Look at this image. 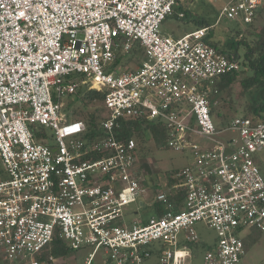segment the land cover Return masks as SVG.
Instances as JSON below:
<instances>
[{"label":"built area","instance_id":"obj_1","mask_svg":"<svg viewBox=\"0 0 264 264\" xmlns=\"http://www.w3.org/2000/svg\"><path fill=\"white\" fill-rule=\"evenodd\" d=\"M178 0H0V253L5 264L39 260L58 235L76 251L104 249L114 264H193L200 223L216 233L203 264H238L241 234L264 232V115L237 117L217 140L209 93L243 70L206 41L213 27L181 38L162 33ZM264 0H228L217 24L252 25ZM184 17V14H181ZM136 43L146 59L114 68ZM101 93L104 119L90 134L63 98ZM124 120L166 127L169 148L192 162L156 192L161 215L129 226L126 211L148 192L137 142L118 137ZM44 130L46 143L36 140ZM198 139V140H197ZM150 177V176H149ZM143 205V202L140 203ZM137 214V212H135Z\"/></svg>","mask_w":264,"mask_h":264},{"label":"rangeland","instance_id":"obj_2","mask_svg":"<svg viewBox=\"0 0 264 264\" xmlns=\"http://www.w3.org/2000/svg\"><path fill=\"white\" fill-rule=\"evenodd\" d=\"M228 0H190L191 7L187 13L189 17L188 21L190 26H195L199 21H207L208 24H215L217 17L227 3ZM182 22L181 19L169 18L167 19L163 26L167 28L174 29L179 23ZM264 30V12L254 20L252 25H242L239 23H231L227 20L220 21V23L214 27L211 32L210 39L213 42H218L221 40V45H218L223 50H229V47L224 42V39L229 41H238L242 36L248 37L250 32L254 35L260 34ZM226 46V47H225ZM244 48H239V55L242 64H244ZM126 59H129V55H125ZM138 67L135 62H132L128 68L129 70H134ZM245 66L243 65V70ZM242 70V71H243ZM248 75L244 73L242 77ZM63 102L68 105H73L74 109L77 108V102L74 98L65 97ZM214 120L216 124L221 128V131L229 127L233 119L237 117H244L248 113V108L251 103V97L249 94L243 92L240 83H236L229 90L218 95L214 99ZM229 138H239L238 133L222 131L219 136L216 137L217 140L226 141ZM198 140V139H197ZM138 159L140 163H145L147 171L149 170L148 179V192L140 198L137 205L131 206L126 211L124 220L128 222V225H133L134 222L149 221L150 219L157 216L155 208H150L149 204H153L155 201V193L158 192H168L169 195L173 191L169 189L167 184L169 182L170 176L187 167L192 162V156L190 153L179 152L169 148L164 140L162 143H157L153 139H148L141 148L138 149ZM256 163L264 176V151L255 155ZM144 165V164H143ZM144 170L146 171L145 166ZM152 177V178H151ZM156 183V185H154ZM143 202L141 206L140 203ZM156 202V201H155ZM158 203V202H157ZM164 208V206H163ZM137 212V214L135 213ZM196 230L200 235L202 245L199 248V255L194 259L193 264H203V254L204 251L212 247L217 240L216 233L207 227L205 224H198ZM241 239L245 245V255L238 264H264V232L257 229L246 230L241 234ZM94 251L93 246H85L79 250L73 251L68 257L58 260L60 264H85L90 258ZM0 253V264H5V261ZM92 264H114L108 260V256L104 249L99 250V252L94 257Z\"/></svg>","mask_w":264,"mask_h":264},{"label":"trees","instance_id":"obj_3","mask_svg":"<svg viewBox=\"0 0 264 264\" xmlns=\"http://www.w3.org/2000/svg\"><path fill=\"white\" fill-rule=\"evenodd\" d=\"M224 41L227 43L226 45L229 47V50H223L218 46L221 45V41L213 42L211 40L209 42L207 41V43L227 57L237 56L239 54V48L243 47L245 51V68L243 71L230 73L217 79L214 88H212L209 93L210 101L214 103L216 96L229 90L239 82L244 94L247 93L251 97L248 113L244 117L259 120L264 115V30L258 35H254L250 32L248 37L242 36L238 41L228 42L226 38ZM128 55L129 59H126L125 55H118L114 68H126L132 62L140 66L146 59L145 50L139 43L135 44ZM244 73H248V75L242 77ZM72 98L78 103V107L75 109L73 105H68V109L73 111V118L85 122L89 133L93 134L104 119L103 115L105 109L103 105V95L95 91H81ZM213 108L214 106L212 107V112H214ZM35 133L37 141L46 143L44 139V130L36 128ZM117 136L134 139L139 149L148 139H153L157 143H162L166 140V127L162 123L146 120H124L122 122V128L118 131ZM143 164L147 174H149V170L147 171L145 163ZM183 196L184 192L182 191L172 192V199L176 200L178 203L182 200ZM150 208H156L159 211L158 215H161L164 210L163 206L157 202H153ZM145 223H147V221H144V224ZM72 252L73 251L67 246L66 242L57 235L51 245L40 257H38V259L44 260L45 258L48 259L50 256H54L56 260H61L68 257Z\"/></svg>","mask_w":264,"mask_h":264},{"label":"crops","instance_id":"obj_4","mask_svg":"<svg viewBox=\"0 0 264 264\" xmlns=\"http://www.w3.org/2000/svg\"><path fill=\"white\" fill-rule=\"evenodd\" d=\"M190 7H191L190 0H178L177 5L175 6V9H174V15L169 17V18L181 19L182 22H180L179 25L176 28H174V29L167 28V30H166L164 28V30H162V27H161L162 33L167 35V36H172L174 38H181V37L185 36L186 34L192 32V31H194V30H196L198 28L213 27V29H214V27H216L218 25L217 22H218V18L219 17H217V19L215 21V24H208V22L205 21V20L204 21H199L198 20V22H196L197 24L195 26H190L189 22H187L189 17H191V16L187 15ZM259 12L260 13H258V14L261 16L263 14V12H264V5H263L262 9ZM181 14H184V17H181ZM169 18H167V19H169ZM163 24H162V26H163ZM211 32L212 31L209 32L208 37H207V41L208 42L211 41V39H210V37L212 36ZM219 41H221V40H219ZM234 56H236V55H234ZM237 56H240V55L238 54ZM149 180H150V177H149ZM154 185H156V183H154ZM169 189H172L171 185H170ZM170 194H171L170 196H171V199H172V193H170ZM151 205L152 204H149L150 207H151ZM156 212H157V215H158L159 211L157 209H156ZM142 222L144 223V221H142Z\"/></svg>","mask_w":264,"mask_h":264}]
</instances>
